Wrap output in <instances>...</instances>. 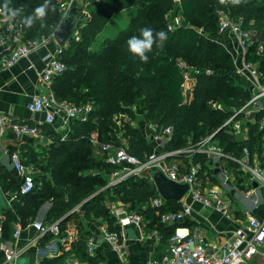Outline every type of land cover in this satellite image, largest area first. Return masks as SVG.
<instances>
[{"label":"trees","instance_id":"16d2710c","mask_svg":"<svg viewBox=\"0 0 264 264\" xmlns=\"http://www.w3.org/2000/svg\"><path fill=\"white\" fill-rule=\"evenodd\" d=\"M63 2L65 0H52L55 11L49 12L46 27L42 28L39 21L31 28L23 24L25 37L39 39L53 34L63 18L60 10ZM42 3L43 0H0L3 7L7 4L10 8L21 9L17 18L22 23ZM178 7L188 24L170 29L169 16ZM87 9L88 18L79 19L75 36L62 48L60 56L66 69L54 78V90L59 98L78 103L93 101L94 109L87 119H74L67 131L57 132L46 126L45 131L53 136L54 142L42 152L24 146L25 156L36 168L33 191L21 193L16 175L10 171L0 172L3 192L17 194L10 203L7 201L5 206H0L7 214L5 235L10 233L15 220L20 219L24 225L33 221L41 205L50 201L47 220L60 219L70 212L59 222L57 235L64 234L66 223L73 218L79 219L84 212L101 218L121 238L120 225L111 213V205L118 202L128 204L132 210L145 206L146 226L158 228L167 246L178 226H192L188 219L172 224L160 220V213L177 210L181 203L170 199L160 208L151 204L158 189L149 170L108 185L110 175L120 166L108 162L98 151L91 141L92 134L97 132L101 141L125 146L130 153L145 159L150 152V138L130 122L124 121L120 126L115 119L121 111L134 117L133 106L137 105L146 120L156 123L158 132L169 126L172 128L167 151L195 145L203 137L214 134L213 140L233 157L243 158L247 148L251 163L255 155L264 161V126L261 128L259 123L264 107L256 112L255 121L245 120L243 113L235 116L249 128L245 138L237 135L233 123H225L253 93L231 75L236 69L233 54L212 36L219 32L221 11L233 17L242 16L243 26L254 32L246 60L257 66L260 81L264 83V0H241L238 5L221 4L220 0H92ZM124 11L129 15L128 20L118 23L114 17L124 15ZM144 27L163 30L168 35L162 49L154 46L148 53L146 63L131 54L127 47V40L139 36ZM114 30L116 34H112ZM184 59L190 67L200 70L194 74L193 97L189 101L185 100L179 64ZM120 129L124 131L120 133ZM191 159L200 164L202 174L205 171L211 174L210 159L205 152H191ZM236 163L232 157H227L228 166ZM99 189L102 190L97 192ZM80 203L79 209L72 210ZM79 227L81 237L73 243L74 254L69 255L88 264H99L102 256L88 251L86 232L89 231L81 221ZM55 235L48 233L41 240ZM59 262L60 258H51L45 264Z\"/></svg>","mask_w":264,"mask_h":264},{"label":"built area","instance_id":"2783aa9c","mask_svg":"<svg viewBox=\"0 0 264 264\" xmlns=\"http://www.w3.org/2000/svg\"><path fill=\"white\" fill-rule=\"evenodd\" d=\"M75 0H66L62 3L60 10L63 17L73 5ZM3 6L0 4V9ZM0 15V51L1 62L4 66L10 67L23 57H28L37 47L46 45L50 36H42L39 39H27L25 37V28L21 20L17 17L7 24ZM244 18L242 16L233 17L228 13L220 12L219 31H230L237 37L238 44L243 53V69L251 72L256 81V89L252 97L240 108L235 109V113L230 116L226 124L233 123L234 129L240 132L242 124L241 119H235L237 114L243 113L248 115L256 113L264 107V83L260 81V71L255 64L246 60L248 46L253 39L254 32L243 26ZM182 24V18L176 16L169 24L170 29H175ZM63 47L58 45L55 51H49L44 56V67L38 72L39 82L50 87L54 78L63 73L66 69L65 62L61 59V51ZM182 67V87L190 88L189 83L194 81V74L199 69H194L184 61L180 60ZM207 71H210L209 69ZM187 93V92H186ZM216 105V104H214ZM220 107V105H217ZM28 108L31 112H44V119L41 122L53 124L57 117L61 120V130L67 131L71 128L74 119H87L94 109L93 101L86 103H78L68 98H59L55 92L48 90L46 92L36 93L28 102ZM260 127L264 126V115L260 118ZM150 127L155 131V135H166L169 138L172 134V128L166 127L162 132H158L155 122L150 123ZM9 128L19 135H32L42 137L43 132L39 125L35 122L27 120H17L10 114L0 111V129ZM210 134L203 137L195 145H192L188 151H202L213 155L216 158L232 157L226 153ZM66 136V134H65ZM92 143L98 148V151L105 155L108 162L119 165L121 170L115 171V178L109 183L114 184L125 177L139 173L145 170H162L170 179L188 183L189 187L186 193L181 197L179 202L181 207L177 210H168L160 213V220L166 224L185 221L191 217L194 204L199 203L203 206L213 207L224 216L231 217L233 215L232 204L225 196L223 190L215 184H211L205 180V172L201 173L200 164L190 161L187 166H181L178 162L169 161L168 157L178 155L187 149H176L172 151H152L149 152L145 159H141L133 153H130L125 146L116 145L113 142L101 141L98 133L94 132L91 137ZM236 159V158H235ZM246 170L250 172V182L257 181L264 194V172L257 169L250 162V152L247 148L244 150V156L238 159ZM13 166L16 174L21 177L20 192L30 193L35 188V179L31 170L23 163L20 153L14 151L12 153ZM16 193L8 197L10 199L16 197ZM166 200L158 192V195L151 200V204L160 208ZM78 204L72 210L79 208ZM145 206L139 210H132L128 204L111 205V213L116 216L117 223L120 225L121 232L131 223L139 227L146 226L143 210ZM159 213V212H158ZM7 218L6 212L0 207V264H19L18 257L21 249L13 246V244L5 238L4 221ZM38 231L37 240L48 233L58 234L60 231L59 219L44 222L34 219L30 223ZM12 236L17 241L24 229V224L20 219L13 222ZM101 234L104 239L113 244L119 255L122 257L125 253V246L121 241L119 234L111 231L105 222L101 225ZM151 234L161 236L158 228H153ZM51 244V243H50ZM49 244V246H50ZM88 251L95 254V241L90 238L88 240ZM57 248L52 250L53 255H57ZM258 256L260 262L254 261V257ZM65 264H87L75 255H69L65 259ZM148 264H264V217L259 218L247 212L246 220L241 222L233 229L228 236L222 241H213L206 237L199 226L190 228L189 226H178L175 233L169 238L168 245L164 253L160 257H153Z\"/></svg>","mask_w":264,"mask_h":264},{"label":"crops","instance_id":"0c3cea01","mask_svg":"<svg viewBox=\"0 0 264 264\" xmlns=\"http://www.w3.org/2000/svg\"><path fill=\"white\" fill-rule=\"evenodd\" d=\"M79 3L81 4V0H78V5L81 7V14H83L81 15L82 19L88 18L89 10L87 9V4L80 5ZM217 39L233 54L236 69L231 71V75L253 93L257 89L256 81L249 70L243 69L244 56L238 44L237 37L227 30L219 32ZM57 47V41L55 38H51L46 45L37 47L28 57L21 58L10 67L3 65L0 56V111L10 114L17 120L35 122L43 132L42 137H38L32 135H19L9 128L4 129V131L0 129V172L10 171L16 175L20 182L21 177L16 174L13 166L12 153L18 151L23 163L32 173H35V166L25 156L23 150L24 146L28 145L37 152H42L54 142L53 136L45 131L46 126L52 127L51 129L57 132H63L61 130L62 125L60 117H57L53 124L44 123L41 122V120L44 119V112L33 113L28 108L29 100L36 93L46 92L48 90L55 92L54 81L50 87L42 85L38 79V72L44 67V56L46 53L55 51ZM1 50L2 46L0 45V51ZM189 85L190 88L183 89L185 100L188 101L193 97V82L189 83ZM136 107L139 109H136ZM133 110H135L137 118L139 116V120H137L133 126L139 127L143 134L150 138V152L167 151L166 143L169 137L164 134L159 136L155 135V131L150 127V123L154 121L146 120L139 106L134 105ZM244 118L245 120L255 121L256 113L244 115ZM123 120L125 121V118ZM248 134V126L242 124L241 130L237 132V135L245 138ZM206 154L210 159L209 168L211 174L205 171V180L211 184L218 185L223 190L225 196H227L232 204L233 215L227 217L213 207L195 203L193 213L191 217L188 218L192 224V226L189 227L193 228L194 226H199L207 238L213 241H222L233 229L246 220L247 212L259 218L264 217V194L259 184L254 185L257 181L250 182V172L246 170L243 164L238 160L240 158L232 156L233 160L237 163L230 167L227 165V157L216 158L213 155ZM168 160L178 162L183 167L187 166L189 162L192 161L191 152L185 150L178 155L168 157ZM251 164L264 172V161L260 160L258 156L255 155ZM233 169H236L235 174L233 173ZM119 170H121V168ZM237 176L239 177L237 178ZM114 178L115 172L110 175L109 179L112 181ZM7 195L10 196L11 194ZM47 203H49V205L46 206ZM117 204L120 203H114V205ZM50 206V201L44 202L35 219L51 222L47 220ZM78 220L82 222L84 229L89 231L86 232V237L88 236L87 239L92 238L95 241V253L102 256V260L99 264H148L149 260L153 257L162 255L167 247L162 242V235L158 237L157 235L151 234V228L147 226L141 228L131 223L121 232V241L125 246V253L121 257L113 244L104 239V237H101V225L103 224V220L93 214H86L84 212L80 213L79 219L73 218L66 223L65 229L62 231L64 234L62 235H55L49 239L41 240L42 238H40L37 240L38 231L30 224L31 222H29L24 225L20 238L14 241L12 236L14 225L12 223L11 231L9 234L5 235V239L10 241L13 246L21 249V253L18 257L19 264H45V262L51 258L56 260L60 258L61 262L58 264H65L66 257L69 256V254H74L73 243L78 241L81 237ZM184 226L188 225L184 224ZM55 248H57V252H59L57 255L51 254L52 250ZM254 261L259 263L260 258L255 256Z\"/></svg>","mask_w":264,"mask_h":264},{"label":"clouds","instance_id":"9594fccd","mask_svg":"<svg viewBox=\"0 0 264 264\" xmlns=\"http://www.w3.org/2000/svg\"><path fill=\"white\" fill-rule=\"evenodd\" d=\"M231 3L238 5L241 0H220L221 4ZM50 11H55V5L52 0H43V3L36 7L32 15L26 16L23 19V24L31 28L37 21L40 22L41 27H46L45 21ZM21 9L10 8L7 4L0 9V15H3L5 21H11L20 16ZM168 35L165 31H154L150 27H144L140 29L139 36H131L127 40L128 51L134 56L138 57L141 62H147L149 57L148 53L153 50V47L163 48Z\"/></svg>","mask_w":264,"mask_h":264},{"label":"water","instance_id":"95a60500","mask_svg":"<svg viewBox=\"0 0 264 264\" xmlns=\"http://www.w3.org/2000/svg\"><path fill=\"white\" fill-rule=\"evenodd\" d=\"M80 17L81 7L77 3L73 4L69 8L66 15L62 18L60 24L53 33V36L60 47H65L67 43L75 36V28ZM187 24V19L182 18V25L187 26ZM152 179L158 189V192L162 195L165 200L173 199L179 201L181 197L186 193L189 187L188 183L178 182L168 178L162 170H155L154 172H152ZM110 184L111 183H108V185ZM257 184V182L254 183V185ZM102 189H99L97 192ZM97 192H95L94 194H96ZM94 194H92L91 196H93ZM7 200L8 197L3 192L0 186V206H5L7 204ZM47 205H49V203H47L46 206ZM69 213L70 212L63 215L60 218L59 222L64 220ZM101 237H103V235Z\"/></svg>","mask_w":264,"mask_h":264},{"label":"rangeland","instance_id":"374dc122","mask_svg":"<svg viewBox=\"0 0 264 264\" xmlns=\"http://www.w3.org/2000/svg\"><path fill=\"white\" fill-rule=\"evenodd\" d=\"M66 1V0H65ZM92 0H81V4L80 5H85V4H89L90 2H91ZM78 4V0H75V1H73V3L72 4ZM122 14H124V15H117V16H115L114 17V19H116V21H118V23H124V22H127V20H128V14H127V12L126 11H124ZM81 15H83V14H81ZM128 15V16H127ZM176 16H180L181 18H182V15H181V13H180V9H179V7L177 8V10L174 12V13H172L170 16H169V18H170V22H172L173 20H174V18L176 17ZM82 19V16L80 17V20ZM119 25H122V24H119ZM220 32V31H219ZM219 32H217V33H214L212 36L214 37V38H218V36H219ZM112 34H116V30H114V31H112ZM184 61H186V62H188L187 60H185L184 59ZM189 63V62H188ZM258 89V88H257ZM136 109H139V108H137L136 107ZM135 111V110H134ZM135 113V112H134ZM136 116V117H135ZM135 116L133 117L130 113H127V112H119L115 117V119L117 120V122H118V125H120V126H122V125H124L125 123H124V118H125V121L126 122H130L132 125L133 124H135L136 122H137V120H139V116H138V118H137V114L135 113ZM136 120V121H135ZM124 130L123 129H120V133H122ZM191 146H187V147H185V148H183V149H189ZM226 162V161H225ZM237 170H238V168H237ZM155 170H152V172H154ZM235 172H236V169H233V173L235 174ZM35 174H37V173H34V177H35ZM38 174H40V171L38 172ZM233 174V175H234ZM239 176H237V178H238Z\"/></svg>","mask_w":264,"mask_h":264}]
</instances>
